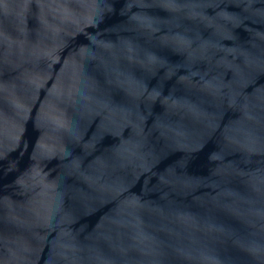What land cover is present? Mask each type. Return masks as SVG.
<instances>
[{
  "label": "water",
  "instance_id": "95a60500",
  "mask_svg": "<svg viewBox=\"0 0 264 264\" xmlns=\"http://www.w3.org/2000/svg\"><path fill=\"white\" fill-rule=\"evenodd\" d=\"M0 264H264V0H0Z\"/></svg>",
  "mask_w": 264,
  "mask_h": 264
}]
</instances>
